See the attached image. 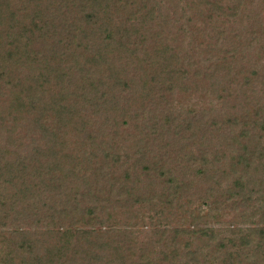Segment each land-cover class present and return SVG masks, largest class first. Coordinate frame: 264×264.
Returning a JSON list of instances; mask_svg holds the SVG:
<instances>
[{
    "label": "trees",
    "instance_id": "obj_1",
    "mask_svg": "<svg viewBox=\"0 0 264 264\" xmlns=\"http://www.w3.org/2000/svg\"><path fill=\"white\" fill-rule=\"evenodd\" d=\"M263 15L0 0V264H264Z\"/></svg>",
    "mask_w": 264,
    "mask_h": 264
},
{
    "label": "rangeland",
    "instance_id": "obj_2",
    "mask_svg": "<svg viewBox=\"0 0 264 264\" xmlns=\"http://www.w3.org/2000/svg\"><path fill=\"white\" fill-rule=\"evenodd\" d=\"M178 104H179V101H178V97H177L176 98L175 105H178ZM90 223L91 222L88 221L87 217H85V216H79L78 221L75 224V227H88L90 225Z\"/></svg>",
    "mask_w": 264,
    "mask_h": 264
}]
</instances>
